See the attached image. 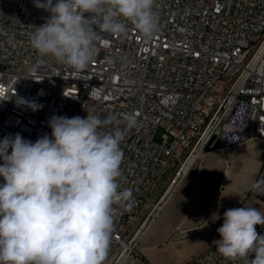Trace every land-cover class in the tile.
<instances>
[{
	"label": "built area",
	"instance_id": "built-area-1",
	"mask_svg": "<svg viewBox=\"0 0 264 264\" xmlns=\"http://www.w3.org/2000/svg\"><path fill=\"white\" fill-rule=\"evenodd\" d=\"M153 10L158 31L151 39L128 21L119 36L93 25L95 57L77 72L30 44L34 27L50 13L33 0H0V140L19 133L35 142L51 135L54 115L115 117L103 132L124 129L126 114L137 116L120 144L118 178L133 200L113 205L104 264L132 244L144 205L168 171H174L172 184H179L194 154L193 165L243 143L264 152V0H155ZM21 101L42 107L33 111ZM216 134L222 147L206 154ZM256 230L264 235V226ZM252 258L226 259L211 243L180 264H250Z\"/></svg>",
	"mask_w": 264,
	"mask_h": 264
},
{
	"label": "clouds",
	"instance_id": "clouds-1",
	"mask_svg": "<svg viewBox=\"0 0 264 264\" xmlns=\"http://www.w3.org/2000/svg\"><path fill=\"white\" fill-rule=\"evenodd\" d=\"M50 13L34 27L30 44L40 56L80 72L93 61L97 32L119 36L130 22L144 39L158 31L155 0H33ZM38 110L41 105L21 101ZM116 118L52 116L51 135L35 142L19 133L0 140V264H104L114 231V204L133 200L120 190L125 132L137 126L124 116V129L103 132ZM252 189L259 188L253 184ZM129 207L131 204L129 203ZM264 212L230 208L217 229L216 251L235 261L253 254L264 264Z\"/></svg>",
	"mask_w": 264,
	"mask_h": 264
},
{
	"label": "crops",
	"instance_id": "crops-1",
	"mask_svg": "<svg viewBox=\"0 0 264 264\" xmlns=\"http://www.w3.org/2000/svg\"><path fill=\"white\" fill-rule=\"evenodd\" d=\"M262 169L264 152L256 143L230 146L224 155L210 153L197 160L169 195L141 245L155 249L171 240L169 248L155 249L165 256L164 262L180 246L189 255L209 247L219 236L217 229L227 209L255 207L254 201L246 198ZM178 239L196 242L180 245L173 241ZM177 258L180 262L182 254Z\"/></svg>",
	"mask_w": 264,
	"mask_h": 264
},
{
	"label": "rangeland",
	"instance_id": "rangeland-1",
	"mask_svg": "<svg viewBox=\"0 0 264 264\" xmlns=\"http://www.w3.org/2000/svg\"><path fill=\"white\" fill-rule=\"evenodd\" d=\"M174 174L173 170H170L166 173V175H164L160 181H158V183L156 184V186L154 187L152 194L149 196L148 200L146 201L144 208H143V213L141 216V220H140V224L137 228V230H139L143 224V222L145 221V219L148 217V215L150 214V211L153 207V205L155 203H157L159 201V199L161 198V196L165 193V191L167 190L172 176ZM254 184H258L259 188L253 190L252 188L250 190H248V195L246 198V201H254V206L256 208H258L259 210H262L263 208V204H264V169H262V171L260 172L257 180L255 181ZM161 210L158 211V213L152 218L153 222L156 217L158 216L159 212ZM137 230L135 231V234L137 232ZM134 234V235H135ZM144 239H138L135 242V245L133 247V250L130 252V258L128 259V262H132L133 264H180L182 263L184 260L190 258L192 255L189 254H184L183 252V247L180 246V248H177L178 251L176 253H174L173 255H170L171 258H169L167 261L164 262V258L165 256H163L160 252L156 251L155 249H159V248H169V244L171 242V240H169L166 244H161L159 246H156L157 248H152L150 246H142V242L144 244V240L146 237H143ZM221 237L217 236L215 240H219ZM174 242H178L181 244H189L190 242H196V240H189V239H178V240H173ZM183 252V253H182ZM150 253V254H149ZM182 254V259L180 260V262H178V255ZM152 255L154 258H157L159 260L158 263L154 262L151 260V256ZM194 255V254H193ZM150 256V257H149ZM147 257V258H146ZM175 260H174V258ZM143 258L146 259V262L143 260ZM186 258V259H185ZM116 261V259L114 261H112L110 264H114V262Z\"/></svg>",
	"mask_w": 264,
	"mask_h": 264
},
{
	"label": "bare ground",
	"instance_id": "bare-ground-1",
	"mask_svg": "<svg viewBox=\"0 0 264 264\" xmlns=\"http://www.w3.org/2000/svg\"><path fill=\"white\" fill-rule=\"evenodd\" d=\"M197 158V155L194 154L191 159H189L184 165H183V172H181V175H183L184 172H187L191 166L193 165L194 160ZM173 179L171 180L167 190L165 191V193L161 196V198L159 199V201L157 203H155L150 211V214L148 215V217L145 219V221L143 222L141 228L139 230H137L135 236H134V241L132 242V244L128 245L124 254L114 262V264H133L132 262H128V259L130 258V252L133 250V247L135 245V242L138 239L143 240V237H146L147 235H149L150 233V229H151V224H152V218L158 213L159 210L162 209V207L166 204L167 199L169 197V195L173 192V190L175 189L176 185L178 184L176 182V184H172ZM150 254V253H149ZM154 260V259H153ZM155 261V260H154Z\"/></svg>",
	"mask_w": 264,
	"mask_h": 264
},
{
	"label": "water",
	"instance_id": "water-1",
	"mask_svg": "<svg viewBox=\"0 0 264 264\" xmlns=\"http://www.w3.org/2000/svg\"><path fill=\"white\" fill-rule=\"evenodd\" d=\"M222 147V142L218 139V134H216L210 144L207 146V148L205 149V153H209V152H214L219 150Z\"/></svg>",
	"mask_w": 264,
	"mask_h": 264
},
{
	"label": "trees",
	"instance_id": "trees-1",
	"mask_svg": "<svg viewBox=\"0 0 264 264\" xmlns=\"http://www.w3.org/2000/svg\"><path fill=\"white\" fill-rule=\"evenodd\" d=\"M143 260L146 262V259L145 258H143Z\"/></svg>",
	"mask_w": 264,
	"mask_h": 264
}]
</instances>
